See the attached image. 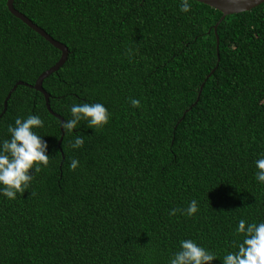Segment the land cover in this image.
<instances>
[{"label": "trees", "instance_id": "obj_1", "mask_svg": "<svg viewBox=\"0 0 264 264\" xmlns=\"http://www.w3.org/2000/svg\"><path fill=\"white\" fill-rule=\"evenodd\" d=\"M179 3L13 1L68 49L42 81L51 110L66 119L88 101L111 113L103 128L74 129L84 145L72 149L66 133L57 145L60 119L29 86L61 52L0 0V139L16 117L40 115L50 155L29 190L0 196V264H166L184 238L222 256L238 219L264 220L252 164L264 152V2L216 33L220 10ZM191 199L195 217L170 215Z\"/></svg>", "mask_w": 264, "mask_h": 264}, {"label": "clouds", "instance_id": "obj_2", "mask_svg": "<svg viewBox=\"0 0 264 264\" xmlns=\"http://www.w3.org/2000/svg\"><path fill=\"white\" fill-rule=\"evenodd\" d=\"M179 9L187 13L192 9V0H180ZM133 107H139L140 101L132 98ZM69 117L61 118L58 123L60 129L70 136L69 146L79 149L84 145L80 135H73L74 129L84 122L94 130L103 128L109 123L111 113L104 104L83 101L72 103L69 107ZM45 120L40 115L30 114L27 117H16L14 125L9 124L7 139H0V196L15 200L17 194L29 190L34 177L42 168L49 166V145L38 133V129L45 127ZM255 168V181L264 185V152L256 154L252 161ZM79 161L71 159L69 167L75 170ZM30 170L32 172L30 173ZM179 211L181 215L195 217L199 212V202L191 199L184 209H173L170 215ZM237 237L221 256L197 239H180L177 248L172 252L166 264H211L216 259L222 264H264V220L249 221L246 217L238 219L234 228Z\"/></svg>", "mask_w": 264, "mask_h": 264}, {"label": "water", "instance_id": "obj_3", "mask_svg": "<svg viewBox=\"0 0 264 264\" xmlns=\"http://www.w3.org/2000/svg\"><path fill=\"white\" fill-rule=\"evenodd\" d=\"M13 1L14 0H6V5H7L8 10L14 16L18 17L26 25H28L30 28H32L34 31H36L38 34H40L42 37H44L50 44H52L54 47L59 49L60 52H61L59 59L52 66H50L49 68L44 70L42 73H40V75L37 77V79L35 80L33 85H29L30 87H33L35 90L40 91L44 95L45 102H46V107H47L48 111L51 114H53L54 116H56L59 119H61L62 118L61 116H59L58 114H56L55 112H53L51 110L50 105H49V95L43 89L42 81L47 75H49L50 73L56 71L65 62V60L67 58V55H68V49H67V47L64 44H62L61 42L53 39L42 28H40L35 23H33L29 18H27L21 12L17 11L14 8V6H13ZM195 1L207 4V5H209V6L213 7V8L218 9V10L221 11L222 15H221L220 19L217 21V23L214 25L215 33H216L217 25L219 24V22L226 15L233 14V13H239V12H243V11H248V10L252 9L253 7L261 4L262 2H264V0H195ZM218 44H219V38L216 35V50L218 49ZM217 56H218V53H217ZM213 71H214V69L207 75L206 79L208 78V76ZM17 84H22V82L18 81L11 88V90L9 91L8 95L4 99V109H3V111L6 108V102H7V99L9 97V95H10V92L16 87ZM202 86H203V83L201 84L198 93H200ZM63 135H64V131H63V129H61V135H60V138L58 139V142H57L58 146H60V143H61Z\"/></svg>", "mask_w": 264, "mask_h": 264}]
</instances>
